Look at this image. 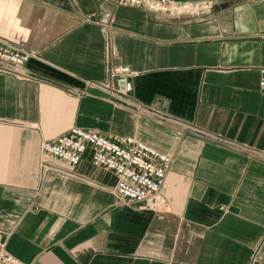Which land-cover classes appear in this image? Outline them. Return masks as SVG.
Returning a JSON list of instances; mask_svg holds the SVG:
<instances>
[{
	"label": "crops",
	"instance_id": "0c3cea01",
	"mask_svg": "<svg viewBox=\"0 0 264 264\" xmlns=\"http://www.w3.org/2000/svg\"><path fill=\"white\" fill-rule=\"evenodd\" d=\"M211 1L172 16L119 0H0V36L35 54L29 77L0 73V243L22 262L264 264V159L87 84L129 65L137 101L264 151V0ZM74 126L168 154L167 207L120 197L91 148L61 172L42 144Z\"/></svg>",
	"mask_w": 264,
	"mask_h": 264
},
{
	"label": "built area",
	"instance_id": "2783aa9c",
	"mask_svg": "<svg viewBox=\"0 0 264 264\" xmlns=\"http://www.w3.org/2000/svg\"><path fill=\"white\" fill-rule=\"evenodd\" d=\"M119 3L142 7L150 11L166 12L172 16L199 15L210 12L214 7L211 0H119ZM33 56H35L34 52L0 36V73L29 77L24 65ZM136 75L137 71L129 65L110 64L106 81H88L87 84L104 90L115 102L133 109L139 115L177 124L200 137L264 159L262 150L209 132L137 101L132 95V79ZM260 89L264 92V68L261 69ZM87 148L92 149L95 164L116 175L115 191L120 197L142 203V207L148 210L160 211L167 207L162 187L170 167L171 157L148 143L134 136L111 138L98 130L74 126L55 138L45 140L42 144L44 154L64 160L69 165L70 170H60L67 174H73L71 169L80 163ZM0 264L26 263L9 252L4 243H0Z\"/></svg>",
	"mask_w": 264,
	"mask_h": 264
}]
</instances>
